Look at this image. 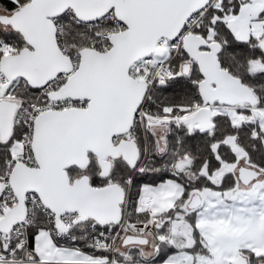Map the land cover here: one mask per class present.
<instances>
[{
    "label": "snow or ice",
    "instance_id": "snow-or-ice-1",
    "mask_svg": "<svg viewBox=\"0 0 264 264\" xmlns=\"http://www.w3.org/2000/svg\"><path fill=\"white\" fill-rule=\"evenodd\" d=\"M0 264H264V0H0Z\"/></svg>",
    "mask_w": 264,
    "mask_h": 264
}]
</instances>
